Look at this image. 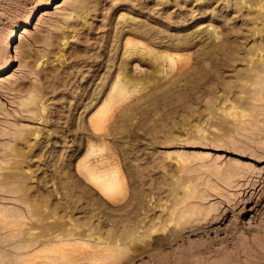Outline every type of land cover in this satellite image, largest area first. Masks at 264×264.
I'll return each mask as SVG.
<instances>
[{"label":"rangeland","instance_id":"374dc122","mask_svg":"<svg viewBox=\"0 0 264 264\" xmlns=\"http://www.w3.org/2000/svg\"><path fill=\"white\" fill-rule=\"evenodd\" d=\"M263 68L264 0H0V264H264Z\"/></svg>","mask_w":264,"mask_h":264},{"label":"bare ground","instance_id":"6f19581e","mask_svg":"<svg viewBox=\"0 0 264 264\" xmlns=\"http://www.w3.org/2000/svg\"><path fill=\"white\" fill-rule=\"evenodd\" d=\"M215 51V50H214ZM225 47L221 46L219 47V50L215 51V52H208L207 56H206V64H205V68H204V76H205V89H206V95H207V100H206V104L207 107H211L213 105V101L215 100V94L213 95V90L214 87L216 86H224L226 87L227 82L225 81L223 74L221 73V70L223 68V64L226 63V58L224 57L225 55ZM224 54V55H223ZM264 70V68H263ZM249 81L251 83H255V76L249 75ZM248 88V87H247ZM250 97H254L253 99H257L258 97L254 95V91H250ZM249 97V98H250ZM217 99L220 100L221 96L220 94L217 96ZM246 103H251L250 101L246 100ZM236 115V114H235ZM234 115V116H235ZM92 175L94 177H98L104 174H93ZM99 180H101V177L99 178ZM111 180L106 177L105 179H102V186H104L106 189L107 187H112L114 188V182H111ZM101 183V182H100ZM110 190V189H108ZM8 258L9 255H7L5 252L0 251V258L5 259ZM11 258V256L9 257Z\"/></svg>","mask_w":264,"mask_h":264}]
</instances>
